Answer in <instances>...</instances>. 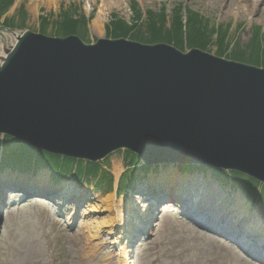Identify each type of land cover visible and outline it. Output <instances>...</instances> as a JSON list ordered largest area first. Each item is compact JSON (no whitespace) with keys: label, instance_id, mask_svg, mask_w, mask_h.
I'll return each instance as SVG.
<instances>
[{"label":"rangeland","instance_id":"rangeland-1","mask_svg":"<svg viewBox=\"0 0 264 264\" xmlns=\"http://www.w3.org/2000/svg\"><path fill=\"white\" fill-rule=\"evenodd\" d=\"M9 1L10 4L3 9L1 6ZM257 1L0 0V11L4 12L0 16V47L9 46L19 32L31 30L57 37L62 35L69 24L78 22L72 25L69 35H77L85 43H94L108 34L106 38H126L146 44L168 43L182 51L186 48H200L227 59L261 66L264 65V0ZM35 10L37 14L34 13ZM100 11H103V34L92 27L93 20ZM174 15L181 20L179 26ZM149 20L153 23L154 31L149 29L152 28ZM114 24L116 29L120 24L130 27L125 31L129 34L114 37L118 34L112 33L115 30ZM256 59H262L263 62H257ZM2 146H7V139L0 135V178L8 173L7 181H16L21 185L20 178L16 179V175H13L17 172L16 167L22 163L20 169L25 168L33 174L41 171L48 178L47 186L50 189L58 187L60 193L67 192L68 189L83 193L80 181L85 182L92 177L94 180H89L92 182L86 189L87 193L81 195L83 200L80 202L72 200L73 202L64 203L60 198L52 199L43 193L45 196L41 193L39 196L37 193L27 196V190L22 191L13 186L6 189L2 193L3 205L0 206V264H121L118 259L120 253L115 249L111 238V227L104 228L99 237L95 233L98 230L96 222L108 219L109 213L103 210L93 212L89 208L101 206L103 199L116 195V190L120 196L115 197L123 198L125 204L129 201L135 203L141 191L150 197L147 195L149 192L139 186L150 184L155 177L152 174H157L160 170L158 167H139L141 161L137 160V156L123 149L109 154L99 164L78 162L76 159L68 161L65 157L56 159L51 154H42L36 149L33 152L30 148L26 149L32 153H22L23 157H14L9 162L1 158L2 155L7 156L1 151ZM20 150L22 148L18 151ZM133 162L136 163L132 165ZM116 164L122 169L120 176L117 175ZM192 166L184 168V165H174L180 173L178 175L184 180L190 176L193 178V172L205 174L204 171H207L204 175L207 185L212 183L217 189L220 186V193L215 196L214 189L212 193L206 190L201 195L211 199L212 206H216L219 213L226 212L234 220L245 221V232L236 225L240 234H247L249 230L264 241V216L260 211V216L255 215L258 209L264 211V185L236 171L230 170L229 173L219 169L217 173H211V169L203 170ZM221 174L226 175L218 177ZM100 180L104 182L100 183ZM145 180L146 183H143ZM103 185L106 187H100ZM221 193L226 197L223 201ZM238 193L242 197L240 208L236 205ZM170 199L172 201L167 206L162 205L160 199L153 205L154 217L157 218L148 225L145 224L148 227L146 232L139 231L130 260L132 257L135 259L138 254V264H261L238 248L250 250L264 258V250L258 245V241H246L248 247H244L233 240L237 247L220 237L221 234L198 226V220L190 221L183 215L180 203L182 199ZM242 209L246 213L240 211ZM245 216L250 222L247 217L243 219ZM232 228L234 227H229ZM256 236L247 237L255 241Z\"/></svg>","mask_w":264,"mask_h":264},{"label":"water","instance_id":"water-1","mask_svg":"<svg viewBox=\"0 0 264 264\" xmlns=\"http://www.w3.org/2000/svg\"><path fill=\"white\" fill-rule=\"evenodd\" d=\"M1 134L75 159L125 149L147 166L208 162L264 183V68L26 30L0 65Z\"/></svg>","mask_w":264,"mask_h":264},{"label":"bare ground","instance_id":"bare-ground-1","mask_svg":"<svg viewBox=\"0 0 264 264\" xmlns=\"http://www.w3.org/2000/svg\"><path fill=\"white\" fill-rule=\"evenodd\" d=\"M257 1V0H256ZM258 2V1H257ZM12 7V6H11ZM10 7V8H11ZM10 12H13V9L10 10ZM103 11H100V14L98 15L97 18H95L93 20V24L92 27L93 29L98 32L99 34H103L105 30L104 29V22L102 19V14ZM35 14H37L36 10L34 11ZM24 32H19L16 35L15 40L9 45V46H4L2 45L0 47V65L4 62L5 58L8 55V52L11 51L20 41V38L24 35ZM40 34H43L41 32H37ZM45 35V34H43ZM108 34H106L107 37ZM57 37H65V35H59ZM105 37V38H106ZM99 39H104V38H99ZM107 39H119V38H107ZM95 44V43H92ZM211 55H215V56H219L217 54H213V53H209ZM243 63V62H242ZM248 64V63H246ZM257 67L260 68H264V65H259ZM7 139V146L4 147L2 146L1 151L4 152L5 154H7V156L4 157V155L1 156V158H4L6 160H9V162H11L12 160H14V157L17 158H21L23 157L22 153H26V154H30L32 152L29 151V149L26 148H30L31 147H26V146H22L21 142H15V139L9 135H4ZM6 145V143H5ZM22 148V150L18 151L19 148ZM25 148V149H24ZM35 149V148H33ZM33 152H35L36 150H33ZM120 150V149H119ZM116 150V151H119ZM122 150V149H121ZM125 150V149H123ZM18 151V152H17ZM42 152V154L48 153L51 154L50 156L53 157H58V158H62L65 157V160H72L74 158H71L70 156L67 155H61V154H55V153H51L50 151L47 150H40ZM115 151V152H116ZM113 153V152H112ZM111 153V154H112ZM18 154V155H16ZM20 154V155H19ZM51 158V159H52ZM57 159V158H56ZM79 161H82L79 158H76ZM61 160V159H60ZM103 159L98 160L96 162L94 161H90L87 160L89 162L92 163H103L101 161H103ZM143 166H145V168L147 169V167H158L160 170H158L157 174H152V176H155L153 178V180L151 181L150 184H145V185H141L139 187H143L145 191H148L149 193H147V195H150V197L146 196L145 193H142L141 191V195L143 196H137V200L135 201V203L133 202H128L127 204H125L123 202V198L118 199L116 197H119V193L118 190L115 191L116 195H109L108 197H106L105 199H103L102 201V205H94L91 206V208H89V211H93V212H98V211H107L108 214V219L102 221V222H96V228L98 229L96 233V236L99 237L100 234H102V232L104 231V228H110L111 227V238L113 239V244L114 246L116 244L119 245L120 247V251H121V264H138V254L137 257L134 259V257H132L133 259L130 260V253H132L134 251L133 247H135L136 244V239H138V235H139V231L140 232H146L147 228L145 226L149 224V222L155 218L154 217V212H153V205H155V202H157V200L159 199H164V201L161 203L162 205L164 204L165 206L170 204L169 198H173L174 200H179L182 199L183 201H181V208L184 210V214L186 215V217L189 218L190 221L196 219L199 221V223H205L207 222V224L211 227H216V229L219 230L220 226L221 227H225L226 229H228V231H235V232H239L240 230L237 229L236 225H239L243 231L245 232L246 227L243 224L245 221H240V220H230L229 219V215L226 212H222L219 213V209L216 208V206H212V201L211 199L202 196L201 194H204V192L207 190L208 193H212L214 192V189L216 190V192H214L213 194H215V196H217L220 192H218L219 188L217 189V187L211 183V185H207L208 182H206V178H205V174H207V171H204L205 174H198L197 172H193V178H188L186 180H184L182 177H180V173L177 172V169L174 167L175 164L172 165H157V166H147L144 163H142ZM66 165V164H65ZM64 165V166H65ZM177 165H181V167L184 168L185 167H190V165H193L192 167H200V169L203 170H210L211 169V173H217L219 170L218 166H215L212 163H208V162H203V163H185V164H177ZM186 165V166H185ZM7 166V165H6ZM5 166V167H6ZM23 166V163L21 165H18L16 167L17 172L13 175V177H19L16 179H19V181H21V185H19L16 181H12V180H8L6 179V175L8 176V173H4L3 174V178H0V203L2 206L3 205V198H2V193L6 190L9 189L10 186H13L16 189H20L22 191L27 190L28 192H36V193H41L42 196H45L43 194H47V196H49L50 198H60L61 200H63L64 203H69L72 200H74L75 202H80L82 201V194L87 193V188L90 185L89 181L94 180L92 178H90L89 180L83 182V180H81V184L82 187L84 188L83 193H78L77 190H73V189H68L67 192H61L58 190L57 188H49L47 186L48 184V178H46V176L40 171L37 172L35 171L34 174L32 172H28V170H25V168H21ZM63 166V167H64ZM84 166V165H83ZM86 167H88L87 165H85ZM115 169L118 172L117 175L120 176V171L122 170L119 164L115 165ZM187 170H189L188 168H186ZM32 171V170H31ZM230 172V170H229ZM97 174V173H95ZM212 175V174H211ZM225 174H221L218 175V177H224ZM152 178V177H151ZM226 180V179H225ZM53 183L55 182L54 180H52ZM78 181V180H77ZM147 180H145L143 183H146ZM104 182L103 180L99 181ZM15 184V185H14ZM97 184V182H96ZM99 184V183H98ZM105 184V183H104ZM26 185V186H24ZM19 186H21L22 188H19ZM102 188H105L106 186H100ZM207 187V188H206ZM118 189V188H117ZM43 193V194H42ZM70 193V195H66ZM221 195V201L225 200V196L224 194H220ZM39 196V195H38ZM116 196V197H115ZM41 197V196H40ZM44 198V197H43ZM48 198V199H50ZM213 199V198H212ZM149 200L147 203L146 201ZM73 202V201H72ZM236 202H238L236 205L238 208L241 207L242 204V197L241 195L238 193L236 194ZM78 204V203H77ZM244 207V206H243ZM245 208V207H244ZM242 209L240 211H242L243 213H246V210ZM260 211V214L262 216H264V211L263 210H259L256 212L257 214H255L256 216H260V214L258 213ZM247 216L243 217V219H245ZM157 218V217H156ZM248 222L249 219L248 217L246 218ZM226 220H229L228 222H225ZM235 223V226L234 224ZM230 225V226H228ZM152 226V225H151ZM229 227H234L232 229H229ZM204 228V227H203ZM245 228V229H244ZM205 229V228H204ZM90 230V228H89ZM207 230V229H206ZM210 231V230H207ZM212 233H214L213 231H210ZM247 234L244 235H239V239L242 240L244 238L246 239H250L251 238L247 237L248 235H252V236H256L253 232H246ZM95 236V237H96ZM257 237V236H256ZM255 238V237H254ZM116 241V243H115ZM254 241V240H252ZM255 241L258 243V245H260L263 250H264V241H261L258 237L257 239L255 238Z\"/></svg>","mask_w":264,"mask_h":264},{"label":"trees","instance_id":"trees-1","mask_svg":"<svg viewBox=\"0 0 264 264\" xmlns=\"http://www.w3.org/2000/svg\"><path fill=\"white\" fill-rule=\"evenodd\" d=\"M10 4V1L9 2H7V4L5 5V6H1L3 9H4V7H7V5H9ZM4 15V12H2V11H0V16L2 17ZM164 17V16H163ZM83 18H84V20H85V23H86V18L83 16ZM174 18H176V20H177V26H179L181 23H180V19L178 18V16H176V15H174ZM71 19H69V21H70ZM119 22L120 23H122V21L121 20H119ZM148 23H150V24H152V28H149V29H152L153 31L155 30V28L153 27V23H152V21H148ZM73 24H78V22H73V23H71V24H69L67 27H65L64 28V30H63V32L61 33L62 35H68L70 32H71V30H72V25ZM121 26L120 27H117V29H116V24H114L113 25V27L115 28V30H117V31H113L112 33H118V34H116V35H114V37H120V36H122V35H124V34H126V35H128L129 33H125V31L126 30H128V29H130V27H127V26H125V25H123V24H120ZM122 27V28H121ZM131 27H134V26H132L131 25ZM75 29H76V26H75ZM172 29V28H171ZM173 30V29H172ZM121 31V32H120ZM122 31H123V33H122ZM132 36H134V35H131V37ZM177 46H181V45H177ZM260 60V61H259ZM256 61L257 62H261L262 61V59H256ZM263 62V61H262ZM16 142V141H15ZM22 147V146H21ZM20 147V148H21ZM23 148V147H22Z\"/></svg>","mask_w":264,"mask_h":264}]
</instances>
